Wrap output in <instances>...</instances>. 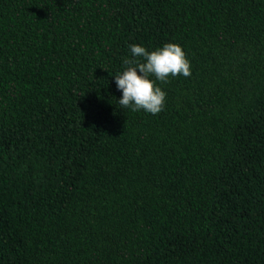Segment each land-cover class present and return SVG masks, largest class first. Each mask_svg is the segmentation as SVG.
<instances>
[{
    "label": "trees",
    "instance_id": "1",
    "mask_svg": "<svg viewBox=\"0 0 264 264\" xmlns=\"http://www.w3.org/2000/svg\"><path fill=\"white\" fill-rule=\"evenodd\" d=\"M0 264H264V0H0Z\"/></svg>",
    "mask_w": 264,
    "mask_h": 264
},
{
    "label": "clouds",
    "instance_id": "2",
    "mask_svg": "<svg viewBox=\"0 0 264 264\" xmlns=\"http://www.w3.org/2000/svg\"><path fill=\"white\" fill-rule=\"evenodd\" d=\"M131 54L132 58L124 61L128 67L114 76L117 89L122 91L118 102L132 111L158 114L164 107L166 93L150 77L154 75L161 82H167L169 76L189 77L190 62L181 46L175 43L151 52L141 45H132Z\"/></svg>",
    "mask_w": 264,
    "mask_h": 264
}]
</instances>
